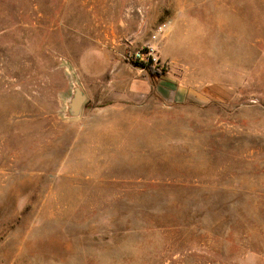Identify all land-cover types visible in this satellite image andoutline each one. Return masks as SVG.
<instances>
[{
	"label": "rangeland",
	"instance_id": "1",
	"mask_svg": "<svg viewBox=\"0 0 264 264\" xmlns=\"http://www.w3.org/2000/svg\"><path fill=\"white\" fill-rule=\"evenodd\" d=\"M0 264H264V0H0Z\"/></svg>",
	"mask_w": 264,
	"mask_h": 264
},
{
	"label": "crops",
	"instance_id": "2",
	"mask_svg": "<svg viewBox=\"0 0 264 264\" xmlns=\"http://www.w3.org/2000/svg\"><path fill=\"white\" fill-rule=\"evenodd\" d=\"M150 40H142L141 45H146L152 43ZM83 66V65H82ZM133 74L136 79L130 82V94L134 98L139 96H149L153 93L157 96L164 98L168 102H179L186 100H196L200 102H207L214 98H219L221 94L218 93L219 90H214L210 86H188L186 83L177 82L171 75H161L160 77L153 78L145 69L139 67H131ZM86 72L94 77L102 78L111 69H114L113 74L110 77L115 79L119 78L121 75L120 71L116 66L112 68L111 62L107 59L106 63L103 61H98L92 59L87 61L84 66ZM219 88V87H218Z\"/></svg>",
	"mask_w": 264,
	"mask_h": 264
},
{
	"label": "built area",
	"instance_id": "3",
	"mask_svg": "<svg viewBox=\"0 0 264 264\" xmlns=\"http://www.w3.org/2000/svg\"><path fill=\"white\" fill-rule=\"evenodd\" d=\"M130 59L136 62H144L146 65H152L160 68V59L157 49L153 45H148L144 48L134 51L130 55Z\"/></svg>",
	"mask_w": 264,
	"mask_h": 264
},
{
	"label": "water",
	"instance_id": "4",
	"mask_svg": "<svg viewBox=\"0 0 264 264\" xmlns=\"http://www.w3.org/2000/svg\"><path fill=\"white\" fill-rule=\"evenodd\" d=\"M87 99V96L83 89L79 85H74L72 90L71 101L69 102L68 108L70 114L75 116L80 113L82 107Z\"/></svg>",
	"mask_w": 264,
	"mask_h": 264
},
{
	"label": "trees",
	"instance_id": "5",
	"mask_svg": "<svg viewBox=\"0 0 264 264\" xmlns=\"http://www.w3.org/2000/svg\"><path fill=\"white\" fill-rule=\"evenodd\" d=\"M129 60V59H128ZM132 63L139 68L142 69H148L149 74L153 77V78H157L160 77L163 74V71L160 70L158 67L156 66H152V65H146V63L144 62H136V61H132Z\"/></svg>",
	"mask_w": 264,
	"mask_h": 264
}]
</instances>
